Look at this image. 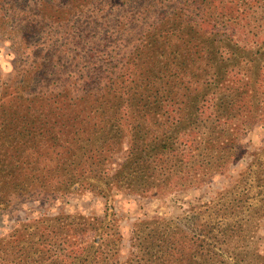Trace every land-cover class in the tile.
Returning a JSON list of instances; mask_svg holds the SVG:
<instances>
[{
	"label": "trees",
	"instance_id": "16d2710c",
	"mask_svg": "<svg viewBox=\"0 0 264 264\" xmlns=\"http://www.w3.org/2000/svg\"><path fill=\"white\" fill-rule=\"evenodd\" d=\"M224 1L0 0V34H16L29 49L0 81V209L13 199L48 198L81 185L106 202L114 188L161 195L197 186L203 176L190 177L185 165L210 163L198 149L211 146V137L200 135L212 116L205 112L212 97L183 77L203 53L226 43L185 21L187 14L222 12ZM226 10L232 11L229 3ZM263 47L264 39L260 56L251 57L252 46L238 45V86L225 103L213 104L222 111L238 103L241 126L260 115L263 91L253 86L259 77L250 64L255 60L264 78L256 63ZM207 62L213 67L212 57ZM118 66L133 71L127 84ZM185 126L193 128L185 133ZM125 135L129 146L111 172L107 164ZM76 218L24 224L13 245L16 262L0 264H114L122 234L112 205L102 216L74 224ZM263 219L264 146L215 202L192 211L189 224L162 217L138 222L136 254L124 264H264Z\"/></svg>",
	"mask_w": 264,
	"mask_h": 264
},
{
	"label": "rangeland",
	"instance_id": "374dc122",
	"mask_svg": "<svg viewBox=\"0 0 264 264\" xmlns=\"http://www.w3.org/2000/svg\"><path fill=\"white\" fill-rule=\"evenodd\" d=\"M228 3L230 8L232 7L230 12L226 10ZM224 4L225 9L222 12H218L215 8L209 14H187L188 17L185 21L194 30L200 31L202 26H205V32L212 39L221 40L219 43H226L222 46L216 45L203 53L198 63L188 68V76L183 77L193 86L198 82L200 86H205V94H209V98L212 97L209 102L210 106L205 111L207 114L212 113L206 123L210 130L203 127L204 133L200 135L204 137V134L207 133L211 137V146L206 150L200 147L198 149L200 158H205L204 162L209 160L210 163L206 162V165L200 169L185 165V170L190 177L203 176L199 184L161 195L134 193L128 189L114 188L108 197L110 198L109 202H106L105 198L95 191L82 185L71 191L56 190L54 195L48 198L32 196L26 200L13 199L7 208L0 209L1 262L4 258L15 259L14 254L17 247H13V245L18 244V240H20L18 233L24 224L36 219L65 215H76L78 218L74 220V224H77L82 222V216H102L106 206L112 205V210L116 214V224L122 234L121 247L114 264H124L125 259L136 252L132 244L136 243L133 231L138 222L162 217L181 219L184 223L189 224L192 211L215 202L226 188L235 182L239 173L248 166L254 156L256 157V153L264 146V78L260 77V71L257 73L256 68L258 67L254 65L255 60L250 66L259 77L253 86L260 92L263 91L262 93L256 92L260 93V115H254L251 124L241 126L238 125L240 121L238 103L232 109L224 104L222 111L217 110L213 104L220 99L225 103L226 94L229 95L232 86H238L237 62L240 60L238 45L252 46L254 55L251 57L260 56V52L256 53V50L259 49V45L264 39V0H229V2L226 0ZM21 16L24 17L22 14ZM2 34H0V81L8 78L9 74L18 68L29 51L25 45L21 44L16 34L12 32ZM230 39L236 46L227 43ZM261 50H264V47ZM243 51H245L243 55L248 56L247 50ZM231 54H233L234 60L229 61L225 57ZM210 57L214 60L213 67H210L207 62ZM237 57L238 61H236ZM256 63L264 69V57L262 60H257ZM118 67L121 72L119 80L123 84H127L128 77L130 74L133 75V71L125 69V66ZM190 71L195 74H190ZM215 73L217 74L215 83L210 85L209 80ZM171 107V102H168L166 108L170 109ZM225 110L227 115L222 114ZM121 111L123 113L125 110ZM183 128V131L187 133L193 127L185 126ZM129 143L128 135L121 138L115 159L107 164L111 172L115 171L118 163L122 160L119 152H125ZM216 160H224L225 163L217 166L215 165ZM259 236L260 248L264 252V219L260 226Z\"/></svg>",
	"mask_w": 264,
	"mask_h": 264
}]
</instances>
